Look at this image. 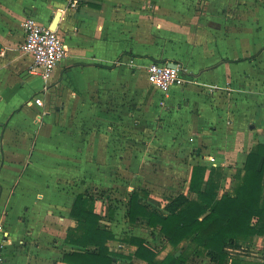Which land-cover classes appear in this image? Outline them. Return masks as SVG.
<instances>
[{
	"label": "crops",
	"instance_id": "0c3cea01",
	"mask_svg": "<svg viewBox=\"0 0 264 264\" xmlns=\"http://www.w3.org/2000/svg\"><path fill=\"white\" fill-rule=\"evenodd\" d=\"M60 11L57 29L68 55L46 82L30 71L33 57L22 49L23 22L34 16L51 25ZM151 61L175 62L191 81L156 90L146 72ZM89 101L82 115L90 127L83 130L68 119L80 117ZM114 134L148 137L130 136L126 144ZM260 141L264 0H83L78 8L66 7V0H0L4 264H74L64 260L66 253L81 249L67 242L69 230L77 226L71 212L78 194L90 192L97 197L101 225L116 236L109 241L112 252L134 256L136 246L126 239L137 235L163 257L171 246L160 227H149L145 217L129 219L134 188H145L151 208L167 215L172 197L194 196L192 170L202 164L224 168L221 196ZM107 184L127 186L124 195L116 191L108 200L98 193ZM159 235L165 240L160 248L152 242ZM260 239L264 236L237 240L238 248H229L224 264H231L234 255L264 264V256L253 252ZM193 256L216 264L195 254L189 264Z\"/></svg>",
	"mask_w": 264,
	"mask_h": 264
},
{
	"label": "trees",
	"instance_id": "16d2710c",
	"mask_svg": "<svg viewBox=\"0 0 264 264\" xmlns=\"http://www.w3.org/2000/svg\"><path fill=\"white\" fill-rule=\"evenodd\" d=\"M226 172L221 166H193L190 192L178 193L166 204L167 215L151 208L153 200L145 188L136 187L130 194L129 219H148L149 227H160L171 250L163 257L144 237L130 235L127 241L136 246L132 257L110 250L114 232L101 225L102 215L95 211L97 197L79 193L72 209L77 226L67 234V242L80 246L64 255L74 264H117L118 258L135 259L146 264H189L191 254L208 256L216 264L230 257L229 248H238L237 240L264 236V142L248 153L242 168L234 174V185L219 196ZM112 215V211L110 212ZM189 245L183 247L184 242ZM231 264L250 263L234 255Z\"/></svg>",
	"mask_w": 264,
	"mask_h": 264
},
{
	"label": "built area",
	"instance_id": "2783aa9c",
	"mask_svg": "<svg viewBox=\"0 0 264 264\" xmlns=\"http://www.w3.org/2000/svg\"><path fill=\"white\" fill-rule=\"evenodd\" d=\"M82 1L66 0V7L78 8ZM23 27L25 40L22 49L33 57L30 71L40 74L48 82L56 66L68 55L64 37L58 29L40 23L34 16H28L23 22ZM147 77L150 84L162 92L168 91L173 85H184L191 81L184 67L163 61H151L147 66ZM35 101L42 104L41 97H36ZM4 249L5 244L0 241V264L5 261Z\"/></svg>",
	"mask_w": 264,
	"mask_h": 264
},
{
	"label": "rangeland",
	"instance_id": "374dc122",
	"mask_svg": "<svg viewBox=\"0 0 264 264\" xmlns=\"http://www.w3.org/2000/svg\"><path fill=\"white\" fill-rule=\"evenodd\" d=\"M146 72H147V70H146ZM84 105L85 106H83V107H85V108H83V110H81V111H83V112H81L80 113V117H75V118H73V119H68V121H70V120H72V121H74V122H76L77 121V123H78V125L80 126V127H82L83 128V130H84V128L86 127H90V121L88 122V123H86V120H87V117H83V115H84V112H86V111H88L89 110V108H90V101L89 102H87V103H84ZM87 109V110H86ZM83 114V115H82ZM130 136H132L133 137V139H138V137H139V139H145L146 137H148V135H133V134H114L113 135V137L115 138V140H118V141H120V142H122V143H128V141H129V139H127V138H129ZM134 136H136V137H134ZM131 140V139H130ZM93 183L92 182H90L89 183V189L91 190V189H94V187H93V185H92ZM115 186H110V185H106V186H103V188H99V192L98 193H100V194H104V196H106V197H109V199L108 200H110V201H113L114 200V196H115V194H116V191H118L119 193H121V195H124V192H125V190H126V187L127 186H124V187H122L121 189L120 188H114ZM120 189V190H119ZM147 233H145L144 235H147L148 236V238H150V239H152L151 238V235H152V232H148V231H146ZM124 233H126L127 234V231H125ZM125 234V235H126ZM153 235H155V233H153ZM154 240L152 241L154 244H156L159 248L160 247H162L164 244H165V240L164 239H162V237L159 235V236H156V237H154L153 238ZM259 243V244H258ZM259 245V247L258 246H256V245ZM263 245H264V240H262V239H260V240H257L256 241V244H255V247L253 248L254 249V251L253 252H255V254H257V253H260L259 255H262V256H264V251H263ZM258 247V248H257ZM244 252H251V249H244L243 250ZM251 254H252V252H251ZM191 261V264H203V262L201 261V260H199L198 258H195V256H193V258H192V260H190Z\"/></svg>",
	"mask_w": 264,
	"mask_h": 264
},
{
	"label": "water",
	"instance_id": "95a60500",
	"mask_svg": "<svg viewBox=\"0 0 264 264\" xmlns=\"http://www.w3.org/2000/svg\"><path fill=\"white\" fill-rule=\"evenodd\" d=\"M58 14H59V12H57V13H56V16H55V18H54L53 22H52V23H51V25H50L52 28H54V27H53V24H54V22H55V19H56V17H57V15H58ZM58 22H59V21H58ZM58 22L56 23V25H55V28H54V29H57ZM170 64H171V65H173V66H176V63H175V62H170Z\"/></svg>",
	"mask_w": 264,
	"mask_h": 264
},
{
	"label": "bare ground",
	"instance_id": "6f19581e",
	"mask_svg": "<svg viewBox=\"0 0 264 264\" xmlns=\"http://www.w3.org/2000/svg\"><path fill=\"white\" fill-rule=\"evenodd\" d=\"M61 15H62V12L60 11L59 14L57 15L56 19H55L54 24H53V27H54V28H55L56 23L60 20ZM53 20H54V19H53Z\"/></svg>",
	"mask_w": 264,
	"mask_h": 264
}]
</instances>
